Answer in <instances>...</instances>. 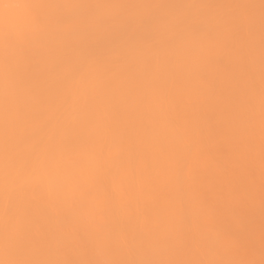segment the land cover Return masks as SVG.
<instances>
[{
	"label": "bare ground",
	"instance_id": "bare-ground-1",
	"mask_svg": "<svg viewBox=\"0 0 264 264\" xmlns=\"http://www.w3.org/2000/svg\"><path fill=\"white\" fill-rule=\"evenodd\" d=\"M3 2L9 0H0ZM52 2L100 5L63 12L64 17L97 22L81 25L79 34L73 36L75 29H67L57 18L46 33L36 35L31 51L13 62L8 103L0 48V235L9 109L12 121L34 131L35 139L55 128L64 138L82 132L85 138L91 135L117 146L123 165L133 169L140 182L133 189L117 175L114 185L110 181L117 199L110 203L82 202L78 196L69 199L62 188L55 200H49L39 186L17 194L14 215L28 237L27 258L244 260L259 264L264 259V250H256L264 244V24L260 0ZM117 4L140 6L128 10L111 7ZM27 14L23 8L11 12L14 20ZM160 16L173 18L175 29L155 28L153 47L146 57L131 55L121 47L85 69L91 73L87 78L78 77L70 86L62 84L65 70L57 65L63 63L66 68L74 62L65 48L67 42L92 43L108 36L119 28L113 19ZM20 28L24 30L23 25ZM58 33H63V41ZM146 63L151 64L150 69ZM162 96L168 98V104H161ZM40 114L49 121L44 132L37 127ZM94 120L101 126L90 127L88 122ZM189 148L202 153L195 183L200 196L215 203L221 193L231 195L226 196L220 216L201 226L194 214L191 230L181 235L170 224L167 210L190 200L189 191H182L175 179L176 162L188 157ZM57 159L77 176L87 166L84 153ZM93 221L103 224L113 248L85 243L87 225ZM217 237L225 239L216 242ZM4 258L0 251V259Z\"/></svg>",
	"mask_w": 264,
	"mask_h": 264
},
{
	"label": "snow or ice",
	"instance_id": "snow-or-ice-1",
	"mask_svg": "<svg viewBox=\"0 0 264 264\" xmlns=\"http://www.w3.org/2000/svg\"><path fill=\"white\" fill-rule=\"evenodd\" d=\"M134 4H117L111 7L125 10L139 7ZM262 24H264V0H260ZM82 7L96 8L100 5H81L73 3L52 2V0H33L31 3L20 4L13 2L0 3V48L4 53L5 70L3 74L5 85V100L8 103L11 90V68L13 62H18L31 51L32 41L36 35L48 31L54 21L59 18L67 29H75L73 36L79 34L81 25L96 23L97 21H81L75 17H64L65 9H79ZM156 7H161L157 5ZM23 8L27 15L22 20H14L11 12ZM119 25L117 31L102 37L92 43H78L75 40L67 42L65 48L70 50L74 62L57 65L65 70L63 85H72L78 77L87 78L91 73L85 69L105 58L109 53H116L119 48H124L131 55L146 57L153 47L152 33L155 28L165 30L175 29V20L167 16L151 17L138 20L127 17L122 20L113 19ZM20 25L24 26L21 30ZM58 38L64 40L63 33H58ZM169 43H174L170 41ZM150 69L151 64L146 63ZM262 69H264V39H262ZM67 102V101H65ZM162 105L168 104L167 97H161ZM77 100L73 99L76 107ZM251 107V106H250ZM37 127L41 132L49 128L46 116L40 114L36 117ZM72 123V122H70ZM89 126L98 128L101 122L89 121ZM68 125H65L67 127ZM261 132H262V166H264V84L261 90ZM34 131L14 123L10 110L6 109L5 123V155L6 173L4 181V194L2 214L4 217L2 235H0V251L4 259L0 264H256L255 261H226V260H136V259H101V260H57L33 259L25 255L28 237L24 228L16 222L14 211L17 206L16 195L28 190H35L39 186L49 200H55L60 195L61 188L67 198L78 196L85 200H102L106 203L115 202L117 197L110 187L114 185L117 175L129 182L135 189L140 186L139 179L133 169L123 165L121 151L117 146L102 143L89 135L84 137L82 132H74L64 138L58 135L57 129L48 131L46 136L35 139ZM84 153L87 157V166L77 176L67 171L58 161L69 159L75 153ZM202 153L193 152L189 148L188 157L176 162L175 179L181 190L187 189L190 200L187 204L181 201L178 207H170L169 221L179 230L181 235H186V229L191 230L193 215H197L201 226L213 221L220 216L225 208V198L230 193H221L215 203L203 199L195 188L198 171V161ZM113 169L116 171L114 172ZM264 208V198H262ZM88 240L98 248H113L112 237L105 231L101 222L93 221L87 225ZM225 237H217L216 242ZM115 250L118 251V248ZM259 264H264L262 259Z\"/></svg>",
	"mask_w": 264,
	"mask_h": 264
},
{
	"label": "rangeland",
	"instance_id": "rangeland-1",
	"mask_svg": "<svg viewBox=\"0 0 264 264\" xmlns=\"http://www.w3.org/2000/svg\"><path fill=\"white\" fill-rule=\"evenodd\" d=\"M256 247H259V248H256V250H260V252L261 251H263L264 250V244L263 245H260V246H256ZM253 249H255V248H253ZM241 260V259H240ZM227 261V260H226ZM229 261V260H228ZM236 261V260H235ZM244 261V260H243ZM258 264V263H257Z\"/></svg>",
	"mask_w": 264,
	"mask_h": 264
}]
</instances>
